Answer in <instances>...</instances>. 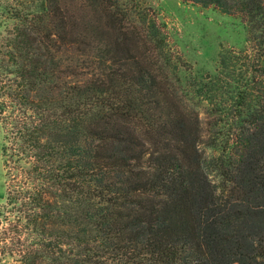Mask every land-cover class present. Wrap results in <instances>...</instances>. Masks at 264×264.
I'll return each mask as SVG.
<instances>
[{
    "label": "trees",
    "instance_id": "16d2710c",
    "mask_svg": "<svg viewBox=\"0 0 264 264\" xmlns=\"http://www.w3.org/2000/svg\"><path fill=\"white\" fill-rule=\"evenodd\" d=\"M191 1L252 54L198 73L138 0H0V262L264 264V0Z\"/></svg>",
    "mask_w": 264,
    "mask_h": 264
},
{
    "label": "rangeland",
    "instance_id": "374dc122",
    "mask_svg": "<svg viewBox=\"0 0 264 264\" xmlns=\"http://www.w3.org/2000/svg\"><path fill=\"white\" fill-rule=\"evenodd\" d=\"M153 18L165 39V53L172 62H185L195 72H213L222 49L252 54L253 42L247 39L245 21L239 13H224L219 8L202 6L191 0H138ZM205 117V107L197 106ZM2 130L0 128V145ZM3 176L0 157V206L3 203ZM1 224V222H0ZM0 264H14L4 257Z\"/></svg>",
    "mask_w": 264,
    "mask_h": 264
}]
</instances>
